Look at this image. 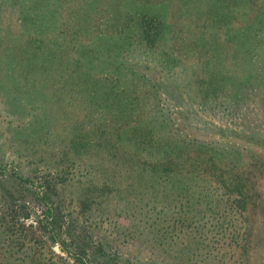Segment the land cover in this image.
<instances>
[{
    "label": "rangeland",
    "instance_id": "374dc122",
    "mask_svg": "<svg viewBox=\"0 0 264 264\" xmlns=\"http://www.w3.org/2000/svg\"><path fill=\"white\" fill-rule=\"evenodd\" d=\"M236 3L225 0L215 26L210 13L193 15L182 35L171 12L173 51L129 60L147 81L130 86L139 112L121 136L104 130L122 87L104 84L100 102L111 103L97 106L84 82L63 81L42 124L41 82L0 69V264H264V43L246 29L264 0ZM18 13L0 8L5 44H14ZM197 36L210 42L185 46ZM96 120L94 144H84ZM210 156L217 167L197 164Z\"/></svg>",
    "mask_w": 264,
    "mask_h": 264
},
{
    "label": "trees",
    "instance_id": "16d2710c",
    "mask_svg": "<svg viewBox=\"0 0 264 264\" xmlns=\"http://www.w3.org/2000/svg\"><path fill=\"white\" fill-rule=\"evenodd\" d=\"M71 1L0 0V8L10 5L17 7L20 18L15 41H12L14 44H5L12 38L9 32H4L0 37V69L4 70L6 77L16 76L24 81L41 82L34 92H39L37 108L44 114L38 122L42 124L53 120L52 97L62 94L67 84L62 83L63 81L84 82L85 84L80 86L86 87L84 91L88 101L97 106H109L108 103H111L100 102L101 90L105 89L104 84L122 87L124 92L114 93L117 99L114 100L113 107H117L114 109L117 113L114 114L111 110L113 112L110 119L111 127L106 126L104 130L105 135L110 130L109 135L112 136L113 134L121 136L124 127L122 123L128 122L139 112V97H134L130 93L131 84L139 77L147 81L144 71L134 69V64L129 63V60L136 59L138 62L141 55L147 52L155 59L164 58L167 53L173 51L168 33L169 27L172 26L171 12L175 19L179 21L183 19L177 23L181 26L182 35L191 29L192 24L189 20L193 15H197L196 18L200 20L199 18L209 16L210 13L212 18L207 20L210 21V26H215L227 17L225 10L228 8L225 0H217V4L210 7L205 5L207 0H74L76 4L70 10ZM234 1L242 6L249 0ZM96 14H99V18ZM250 24L246 29L256 27V32L253 30L256 40L259 44L264 43V8L259 11L255 22ZM64 26L66 29H63ZM96 32L98 33L94 34ZM51 35L54 37H50ZM81 37L88 39L84 40ZM212 37L215 43L217 33ZM206 40L210 42L206 37L197 36L191 41L185 39L184 44L187 46ZM152 47L155 50L149 51ZM4 67L9 71H5ZM213 88L217 89V84H214ZM70 90L74 92L77 88L72 87ZM91 107L93 106H89ZM45 109L47 111L50 109L47 116ZM89 125L93 128L83 133L81 138H86L84 144L91 146L95 141L94 130L101 128L100 120ZM112 136L103 135L102 138L110 141ZM82 144L72 143V146L78 150L80 147L84 148ZM187 146L183 145L182 148L185 149ZM176 149L179 154L181 149ZM216 161L215 157L210 156L206 161H197V164L206 163L205 167H217ZM175 162L170 161L168 169L175 170L180 166L177 160ZM230 185H233L232 182ZM234 188L242 198L238 199V202L246 207L247 194L242 191L244 186L241 188L236 184Z\"/></svg>",
    "mask_w": 264,
    "mask_h": 264
}]
</instances>
